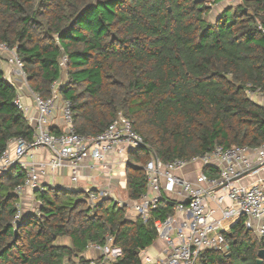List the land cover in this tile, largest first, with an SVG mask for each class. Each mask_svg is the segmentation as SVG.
Returning <instances> with one entry per match:
<instances>
[{
    "label": "trees",
    "instance_id": "obj_1",
    "mask_svg": "<svg viewBox=\"0 0 264 264\" xmlns=\"http://www.w3.org/2000/svg\"><path fill=\"white\" fill-rule=\"evenodd\" d=\"M207 2L0 0V42L16 48L35 91L51 96L67 56V84L59 92L72 101L78 133L96 136L123 113L143 136L145 145L129 151L140 153L126 166L132 200L147 191L153 154L163 162L189 160L216 145L264 143V106L246 92L248 84L264 89V0H243L215 18ZM15 96L0 62V156L12 139H33ZM25 175L18 163L0 171V264L85 262L82 253L107 234L123 249L113 264H140L159 237L156 221L175 215L177 200L164 194L148 218L130 220L111 199L92 207L85 191L44 186L34 191L37 211L17 218L16 187ZM244 222L240 217L224 232L226 251L203 250L197 264H258L264 235ZM64 236L71 246L56 243Z\"/></svg>",
    "mask_w": 264,
    "mask_h": 264
},
{
    "label": "built area",
    "instance_id": "obj_2",
    "mask_svg": "<svg viewBox=\"0 0 264 264\" xmlns=\"http://www.w3.org/2000/svg\"><path fill=\"white\" fill-rule=\"evenodd\" d=\"M226 6H236L243 0H222ZM216 0H208L207 4H216ZM259 28L264 33V24ZM0 61L5 58L10 66L7 79L16 86L14 105L25 115L33 127V139L23 136L12 139L9 146L0 156V171L8 170L12 165L20 164L26 172L25 180L16 187L21 197L26 189L32 193L44 189L41 177L46 176L49 169L56 170L69 167L72 182L77 183L82 175L88 159H93L88 166L103 172L109 171L113 161L112 152L128 163L127 154L145 145L143 136L134 129L133 121L123 113L100 134L86 136L78 133L73 125L72 101L61 98L59 89L67 84L65 55L60 64L63 78L53 85L51 96L45 97L35 91L29 84L24 63L16 48L0 42ZM248 96L264 106V89L255 88L251 84L246 87ZM24 96L33 101L35 113L24 102ZM59 105V107H58ZM59 110L65 124L64 130H52L53 120ZM44 149L51 154L45 161H35L34 152ZM202 163L203 167L194 181L178 174L188 164ZM211 166L218 169L217 176L208 175L204 168ZM264 168V143L258 147L249 145H233L224 147L216 145L201 156L191 159L176 158L163 162L155 154L147 162V191L137 200L129 204L122 199H113L119 207L134 210L138 215L148 218L155 209L163 194L171 199L177 197L175 215L164 221H156V227L166 243L164 257L152 256L142 251L140 264H197L201 251L206 249L226 251L228 245L224 232L230 223L240 217L245 218V225L258 237L264 235V177L249 184L240 180ZM90 206L103 199L112 197L106 189H88L85 191ZM112 199V198H111ZM176 200V199H174ZM40 206V202L37 201ZM185 217L179 221L177 214ZM22 216L21 204H18L17 218ZM101 252L99 258L85 262L77 260L75 264H113L123 256V249L114 243V236L107 234L104 243H92Z\"/></svg>",
    "mask_w": 264,
    "mask_h": 264
},
{
    "label": "crops",
    "instance_id": "obj_3",
    "mask_svg": "<svg viewBox=\"0 0 264 264\" xmlns=\"http://www.w3.org/2000/svg\"><path fill=\"white\" fill-rule=\"evenodd\" d=\"M2 69L4 70L5 76L7 77L10 72V66L7 61L2 59L1 61ZM24 102L30 107V111L32 114L35 113V108L33 106V101L29 96H24ZM65 124L63 122V118L59 110L56 112L53 120L52 130L55 132H60L64 130ZM35 161H45L51 158L50 152L39 149L34 152ZM136 153L127 154V157L130 161L133 160V157H136ZM111 160L113 161V166L109 171L103 172L96 169H91L88 164L92 162L91 159L86 161V164L83 168L82 175L80 176L77 183L72 182L71 179V171L70 168L65 166L58 168L56 170L49 169L46 176L41 177V183L44 186H52V187H65L68 189L76 190V191H86L88 189H106L112 195L113 203L115 198L122 199L131 204L133 201L130 199L127 189V175H126V163H123L122 158H118L115 152H112L110 155ZM132 159V160H131ZM203 165L200 162H195L192 164H188L186 167L179 171L178 174L182 175L185 179L195 181L197 179L198 174L200 173ZM264 177V168L255 172L253 174H249L243 177L240 181L245 184H249L254 182L258 178ZM172 198L177 200L175 195H172ZM37 199L35 198L34 192L32 193L29 189H26L23 195L20 197V204L22 214H27L29 212H34L39 208V204L37 203ZM140 215H138L134 210L127 209L126 217L130 220H136ZM183 214H177V219L179 221L184 219ZM236 221V220H235ZM235 221L231 222L233 224ZM230 227V226H229ZM61 242H56L60 245H68L71 246L72 241L70 237L64 236L60 237ZM58 238V239H60ZM167 247L164 238L159 235L158 239L146 249L147 254L152 256H161L164 257L166 255ZM101 256V252L94 247H88L82 253V256L85 260L92 258H99ZM77 261V260H76Z\"/></svg>",
    "mask_w": 264,
    "mask_h": 264
},
{
    "label": "rangeland",
    "instance_id": "obj_4",
    "mask_svg": "<svg viewBox=\"0 0 264 264\" xmlns=\"http://www.w3.org/2000/svg\"><path fill=\"white\" fill-rule=\"evenodd\" d=\"M216 4H213V7L216 9L215 10V12L212 14L213 15V18H215V16H217V14H218V10H222L224 7H227L226 6V3H224L222 0H217L216 2H215ZM234 10H235V8H229V9H227V16H228V18H231L232 17V15H233V13H234ZM3 60H4V58H3ZM61 98H62V96H61ZM58 107H59V105H58ZM140 152H138V153H136V154H139ZM133 160H135V158L133 157ZM123 201H125V200H123ZM34 212H36V210L34 211ZM61 238L60 239H58L57 240V242H61Z\"/></svg>",
    "mask_w": 264,
    "mask_h": 264
},
{
    "label": "water",
    "instance_id": "obj_5",
    "mask_svg": "<svg viewBox=\"0 0 264 264\" xmlns=\"http://www.w3.org/2000/svg\"><path fill=\"white\" fill-rule=\"evenodd\" d=\"M17 223L19 224L20 223V220H17ZM259 259H258V264H262V260L264 258V249H261L260 250V253H259Z\"/></svg>",
    "mask_w": 264,
    "mask_h": 264
}]
</instances>
